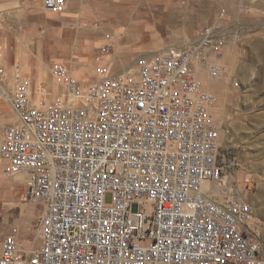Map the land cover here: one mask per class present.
<instances>
[{"label": "built area", "instance_id": "2783aa9c", "mask_svg": "<svg viewBox=\"0 0 264 264\" xmlns=\"http://www.w3.org/2000/svg\"><path fill=\"white\" fill-rule=\"evenodd\" d=\"M42 7L61 12L65 1ZM234 30L221 5L182 45L125 71L112 69L106 34L96 79L52 63L50 100H35L19 74L10 84L0 63V94L16 118L0 126V164L6 176L26 175L22 200L41 209L39 245L22 248L13 226L0 264H264L263 221L248 200L205 187L226 181L205 80L226 75Z\"/></svg>", "mask_w": 264, "mask_h": 264}, {"label": "crops", "instance_id": "0c3cea01", "mask_svg": "<svg viewBox=\"0 0 264 264\" xmlns=\"http://www.w3.org/2000/svg\"><path fill=\"white\" fill-rule=\"evenodd\" d=\"M42 1L0 0V63L10 84L15 74L30 81L35 100H50L55 92L49 91L45 83L53 62L70 65L76 75L72 65L80 66L95 59V51L105 44L106 34L111 36L113 46L114 43L117 46L114 59L123 64L121 59L129 55L134 68L138 56L153 54L145 51L154 41L138 40L139 35L162 31L167 34L192 32L193 35L216 14L209 22L205 21L211 17L206 0H64L65 8L61 12L44 10ZM135 50L140 52L136 57ZM50 58L60 61L49 63ZM107 59L114 71H125L113 67L110 54ZM93 71L95 73V68ZM15 120L8 101L0 94V126ZM26 179L25 174L6 176L0 164V199L7 201L5 208H18L17 212L0 219V247L4 236L17 226L16 238L20 246L33 248L29 240L22 238L29 223L26 204L19 203V197L26 190ZM9 182L23 185L9 188ZM36 207L40 215L41 209Z\"/></svg>", "mask_w": 264, "mask_h": 264}, {"label": "rangeland", "instance_id": "374dc122", "mask_svg": "<svg viewBox=\"0 0 264 264\" xmlns=\"http://www.w3.org/2000/svg\"><path fill=\"white\" fill-rule=\"evenodd\" d=\"M221 5L227 9L236 37L224 49L222 62L226 75L217 80L206 79L205 83L215 94L211 112L221 129L220 152L225 162L226 181L219 187L221 190L218 193L226 190L241 194L248 200L255 216L263 221L260 243L264 254V0H206L211 16L206 22L213 18ZM191 35L192 32L167 34L162 31L139 35L138 40H153L151 48L145 53H154L163 51L167 46L181 44ZM116 47L114 43L109 53L113 67L120 70L132 68L129 55L121 59L123 64L114 59ZM99 51L100 48L95 52ZM133 54L136 57L140 52L135 50ZM52 61L60 60L50 58L49 63ZM96 65V59L91 58L80 66L73 64L72 67L77 71V78L86 82L97 78L93 71ZM48 74L49 78L45 81L48 90L56 92L59 87ZM7 184L9 188L23 185L20 182ZM22 197H19V203L26 204L29 221L28 230L22 238L35 247L39 240V210L35 204L23 202ZM5 203L7 201L1 198L0 219L18 211V208H5Z\"/></svg>", "mask_w": 264, "mask_h": 264}, {"label": "bare ground", "instance_id": "6f19581e", "mask_svg": "<svg viewBox=\"0 0 264 264\" xmlns=\"http://www.w3.org/2000/svg\"><path fill=\"white\" fill-rule=\"evenodd\" d=\"M205 82H206V80H205ZM205 85H206V84H205ZM208 87H210V86H208ZM205 187H206V188H207V187H210V189L213 190L214 192H219V191L221 190V189L219 188V187H221V185H219V184H210V185L206 184ZM219 189H220V190H219ZM248 208L250 209V211H253V209H252V207H251V205H250L249 202H248ZM253 215H254V217H255L256 219H259V218H257V217L255 216L254 212H253Z\"/></svg>", "mask_w": 264, "mask_h": 264}]
</instances>
